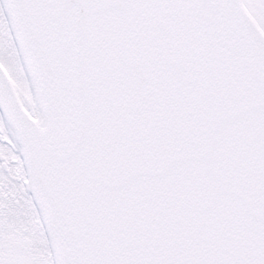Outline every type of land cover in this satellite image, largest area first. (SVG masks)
<instances>
[{
	"label": "snow or ice",
	"instance_id": "obj_1",
	"mask_svg": "<svg viewBox=\"0 0 264 264\" xmlns=\"http://www.w3.org/2000/svg\"><path fill=\"white\" fill-rule=\"evenodd\" d=\"M0 264H264V0H0Z\"/></svg>",
	"mask_w": 264,
	"mask_h": 264
}]
</instances>
